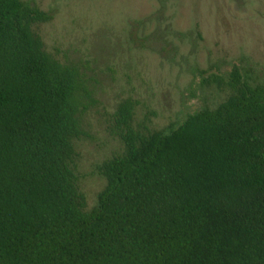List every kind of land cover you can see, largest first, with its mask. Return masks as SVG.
<instances>
[{"label":"trees","instance_id":"obj_1","mask_svg":"<svg viewBox=\"0 0 264 264\" xmlns=\"http://www.w3.org/2000/svg\"><path fill=\"white\" fill-rule=\"evenodd\" d=\"M50 19L0 0V264H264V86L209 73L221 101L165 130L119 100L87 208L75 142L89 93L45 51Z\"/></svg>","mask_w":264,"mask_h":264},{"label":"rangeland","instance_id":"obj_2","mask_svg":"<svg viewBox=\"0 0 264 264\" xmlns=\"http://www.w3.org/2000/svg\"><path fill=\"white\" fill-rule=\"evenodd\" d=\"M21 1L51 17L37 28L45 51L84 75L89 98L75 147L87 208L103 185L94 166L118 148L108 126L119 100L137 101L134 123L165 130L221 101L200 85L209 73L236 67L264 86V0Z\"/></svg>","mask_w":264,"mask_h":264}]
</instances>
